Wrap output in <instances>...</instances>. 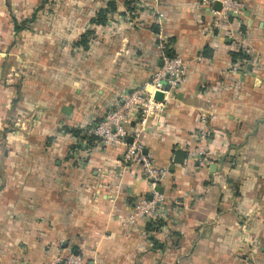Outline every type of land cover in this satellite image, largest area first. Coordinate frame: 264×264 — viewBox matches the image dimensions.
I'll use <instances>...</instances> for the list:
<instances>
[{"label": "crops", "instance_id": "obj_1", "mask_svg": "<svg viewBox=\"0 0 264 264\" xmlns=\"http://www.w3.org/2000/svg\"><path fill=\"white\" fill-rule=\"evenodd\" d=\"M44 1L0 0V264L67 249L84 264H264V0H242L220 35L198 0ZM238 43L247 58L230 59ZM160 44L188 62L140 138L168 171L155 188L163 224L122 227L150 187L87 129L162 65ZM203 114L213 172L186 152L171 170Z\"/></svg>", "mask_w": 264, "mask_h": 264}, {"label": "built area", "instance_id": "obj_2", "mask_svg": "<svg viewBox=\"0 0 264 264\" xmlns=\"http://www.w3.org/2000/svg\"><path fill=\"white\" fill-rule=\"evenodd\" d=\"M215 2L220 4V11L212 10V4ZM198 4L207 9L211 16V25L206 29L208 35L215 32L220 35L227 30L225 28L228 23L227 12L239 16L245 9L242 0H198ZM159 49L162 54V65L151 74L149 80L134 89L120 93L113 108L87 129V133L96 138L102 146L123 147V162L134 165L150 187L151 198L136 201L131 212L120 221L122 227H135L137 223L156 221L162 217L159 204L164 197L157 193L155 188L168 171L165 167L156 166L152 157L143 152L140 138L148 122L154 116L162 115L166 106L175 100V92L180 89L187 73L188 62L177 56L167 57L163 51V44L159 45ZM234 50L247 52L248 46L238 43ZM231 64L239 68V62ZM156 93L162 95L160 101L154 99ZM207 126L206 115H200L193 134L195 145L184 148L187 160L197 162L198 166L204 169H208L212 164V153L205 146ZM129 138L131 142L128 141ZM46 264L84 263L73 250L67 249L65 254L53 257Z\"/></svg>", "mask_w": 264, "mask_h": 264}, {"label": "trees", "instance_id": "obj_3", "mask_svg": "<svg viewBox=\"0 0 264 264\" xmlns=\"http://www.w3.org/2000/svg\"><path fill=\"white\" fill-rule=\"evenodd\" d=\"M133 0H128L127 2V5L129 6L130 3H132ZM113 10V7L111 4H108V7L105 9V10H100L98 13H97V16L96 18L93 20V23L95 25H98V26H102L106 23V14L109 13V11L111 12ZM34 17V15L32 16ZM230 21H236L235 18L233 17H230L228 16V22ZM16 29H19V26H16ZM241 31L242 33L244 32V28H241ZM93 32L92 31H86L81 37H80V40L79 42L75 43L77 46H82V47H86L87 45V42H88V37L90 35H92ZM164 53L167 57H175L174 55H172L166 46H164ZM244 52H241V50L239 51H233V52H230V59H233V60H236V58H240V59H245L247 58V56L245 54H243ZM204 55L205 56H208L205 52H204ZM72 133L74 134V132L72 131ZM147 227L148 229H151L153 230V226L155 225L154 222H151V221H148L147 223ZM163 223L161 221L156 220V229L158 227H160Z\"/></svg>", "mask_w": 264, "mask_h": 264}, {"label": "water", "instance_id": "obj_4", "mask_svg": "<svg viewBox=\"0 0 264 264\" xmlns=\"http://www.w3.org/2000/svg\"><path fill=\"white\" fill-rule=\"evenodd\" d=\"M220 8H221V7H220V4H219L218 2H215V3L212 4V10H214V11H220ZM227 15L230 16V17H233V18L238 17L237 15H235L234 13H232V12H230V11L227 12ZM245 15L247 16V13H245ZM161 98H162V95H161L160 93H156L155 96H154V99L157 100V101H160ZM62 111H63L64 113H67V112L69 111V108L64 107V108L62 109ZM128 141L131 142V139L129 138ZM144 153H145V151H144ZM184 158H185V151H184V150H182V149H177V150H175L174 158H173V160H172V164H171V170H172V167H173L174 165H182L183 162H184ZM214 166H215L214 164H211V165L209 166V170H210L211 172H213L214 169H212V168H213ZM158 191L161 192V191H162L161 188H159ZM150 198H151V197L149 196L148 199H150Z\"/></svg>", "mask_w": 264, "mask_h": 264}, {"label": "rangeland", "instance_id": "obj_5", "mask_svg": "<svg viewBox=\"0 0 264 264\" xmlns=\"http://www.w3.org/2000/svg\"><path fill=\"white\" fill-rule=\"evenodd\" d=\"M44 2H47V0H45Z\"/></svg>", "mask_w": 264, "mask_h": 264}]
</instances>
